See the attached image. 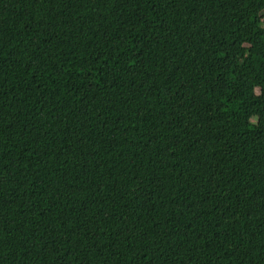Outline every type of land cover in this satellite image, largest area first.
<instances>
[{
    "label": "trees",
    "instance_id": "1",
    "mask_svg": "<svg viewBox=\"0 0 264 264\" xmlns=\"http://www.w3.org/2000/svg\"><path fill=\"white\" fill-rule=\"evenodd\" d=\"M0 264H264V0H0Z\"/></svg>",
    "mask_w": 264,
    "mask_h": 264
}]
</instances>
